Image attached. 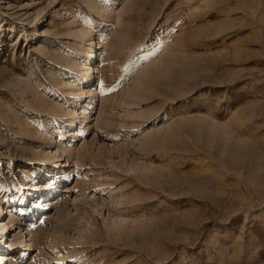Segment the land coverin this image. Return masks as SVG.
<instances>
[{
  "label": "rangeland",
  "instance_id": "obj_1",
  "mask_svg": "<svg viewBox=\"0 0 264 264\" xmlns=\"http://www.w3.org/2000/svg\"><path fill=\"white\" fill-rule=\"evenodd\" d=\"M0 161L16 264H264V0H0Z\"/></svg>",
  "mask_w": 264,
  "mask_h": 264
},
{
  "label": "bare ground",
  "instance_id": "obj_2",
  "mask_svg": "<svg viewBox=\"0 0 264 264\" xmlns=\"http://www.w3.org/2000/svg\"><path fill=\"white\" fill-rule=\"evenodd\" d=\"M88 36V35H87ZM101 43V42H100ZM90 45H92V44H90ZM94 47H90V50L88 51L89 52V56L92 58V59H94L95 58V54H94ZM93 64V63H92ZM86 66V65H85ZM92 68L89 66V65H87L86 67H85V69H84V78L86 79L85 80V82H88V83H91L90 81H91V79H92V70H91ZM95 70V69H94ZM93 73H94V71H93ZM82 80V79H81ZM93 80V79H92ZM89 93L91 94V96H94V94H95V91L94 90H91V91H89ZM84 94H85V91L81 88V90H80V97L82 98L83 96H84ZM75 123H76V119L74 118V119H71L70 120V126H73L74 127V125H75ZM84 126V125H83ZM59 148V147H58ZM61 148H63L61 151H62V154L63 153H66L67 152V154H68V156H67V158H68V160H67V162L68 161H70V160H72L73 162H75L76 164H77V167L78 168H80L82 165H84V164H86L85 162H86V159L87 158H90V154H89V156L87 157L86 155H87V153L90 151L89 149H82V150H80V151H76V153H74L73 151H72V149L70 148V149H65V148H67V147H61ZM60 152V151H59ZM64 155V154H63ZM46 158H48L49 159V156H46ZM55 158H56V160H55V162H56V164L57 163H59L60 161H61V156L60 155H57V156H55ZM67 162H66V164H67ZM1 161H0V165H1ZM5 163V162H4ZM7 163V162H6ZM63 163V162H62ZM61 163V164H62ZM4 165V164H3ZM53 165V164H52ZM9 166H12V161L11 160H9L8 161V167ZM50 165H49V163H45V164H43V165H41L40 167H39V169L38 170H36V171H34L33 173L34 174H36L37 173V175L35 176V178L36 177H39L40 175H43L42 174V172L45 174V172H48V170L49 169H47V168H50L49 167ZM57 167H58V165H56ZM61 166V165H60ZM59 166V167H60ZM76 167V168H77ZM42 168V169H41ZM78 168L77 169H75L76 170V172H78ZM68 171V170H67ZM29 171L28 170H23V176H22V184L21 185H19L18 187H15V189L17 190V192L18 193H21L22 192V189H23V187L24 186H26L27 185V179H28V173ZM71 172H72V170H69V172L68 173H66V177H67V181L69 180V177L71 176ZM39 173V174H38ZM53 179H55V176H53L52 177ZM58 183H59V181H57V180H55V181H52L51 183H48V184H46L45 185V189H46V192L45 193H43L42 194V197H46L47 199L46 200H44L45 202H48V200H51V190H54L53 191V193H52V197L54 196V193L55 192H61L59 189H57V187H58ZM100 183V182H99ZM34 185V190L31 192V191H27V193L24 191L23 192V194L21 195V198H17L18 200H17V203L15 202L16 201V199H12V201H7L6 203H5V205H4V207L1 205L0 206V208H2L1 209V211H0V214L1 213H4V215H6V217L5 218H2L1 219V216H0V222H2V225L0 226V231H1V236H0V240L1 239H3V238H5V236L6 235H11V226L10 225H13V224H16V223H19V219L15 216V214H12V213H10V217H8L9 218V220H7V222H4L5 221V219L7 218V211L5 210V207H6V204L8 203H10L9 205H8V207H10L11 209H12V207L14 206V205H12V202H15L16 203V205L15 206H19V207H22L21 209V211L22 212H25V216H28L29 214H30V218H29V221H28V226H27V229H28V231H29V235H30V237H31V240H35L36 239V235H34V231L32 230V217H31V214L32 213H29V212H27V210H26V208H28L29 207V204L31 203V201H30V199L31 200H33L34 198H35V196H38V198H40V196L41 195H37V193H38V191H37V189H38V185L39 184H36V183H34L33 184ZM98 185H96V187H97ZM99 187V186H98ZM105 187V186H104ZM102 188V187H101ZM105 189H107L106 187H105ZM103 190V189H102ZM102 190H101V193H102ZM64 191H67L66 189H64ZM98 191V190H97ZM109 191V190H108ZM63 192V191H62ZM106 192V191H105ZM62 193H59L58 194V201L56 200V202H54L53 204L52 203H50L49 205H50V207L52 208V209H55V208H58L59 207V205H60V203L61 202H65V203H67V200L65 199L67 196H63V195H61ZM27 198V199H26ZM33 198V199H32ZM64 200H63V199ZM10 209V210H11ZM47 217V216H46ZM49 218V217H48ZM31 220V221H30ZM43 220V221H42ZM41 221H42V223H43V225H45V218L44 219H42ZM44 228V227H43ZM7 237V236H6ZM38 238H39V236H38ZM42 238V237H41ZM19 240V239H18ZM21 240V239H20ZM42 240V239H41ZM23 241V239L20 241V242H22ZM35 242H37V241H35ZM6 243L7 242H1L0 241V264H16L15 263V259L13 258V257H10L9 256V253H3L2 251H7V249H11V248H13V247H15L16 245H14L13 243H12V241H11V243H10V245H6ZM19 246V245H18ZM63 251V250H62ZM8 252V251H7ZM26 253V252H25ZM62 253V259L60 260L61 262L60 263H62V261H65V258H67V260H69V259H71L72 258V255L69 253V251L68 250H66V251H64V252H61ZM23 261V260H22ZM21 261V262H22ZM68 262V261H67ZM66 264V263H65ZM72 264V263H71Z\"/></svg>",
  "mask_w": 264,
  "mask_h": 264
}]
</instances>
